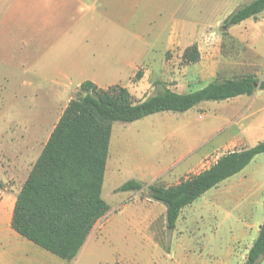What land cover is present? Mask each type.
Here are the masks:
<instances>
[{
    "label": "rangeland",
    "instance_id": "obj_1",
    "mask_svg": "<svg viewBox=\"0 0 264 264\" xmlns=\"http://www.w3.org/2000/svg\"><path fill=\"white\" fill-rule=\"evenodd\" d=\"M149 2L151 11L147 18L149 16L155 22L153 16L161 9H166L162 6L166 3L165 0ZM16 3L17 0H0V16L1 7L9 8ZM178 4L175 15L186 13L191 0H180ZM166 10L167 13L160 15H167L165 19H168L171 16L168 13L171 12ZM193 15L196 16L194 13ZM223 15L215 14L210 20L206 14H198L200 22L210 20L205 23L207 26L198 29L194 36L186 33L168 47L161 44V40H156L151 51L169 59L170 63V68L163 70L161 75L165 84L177 90L201 86L210 79L208 70L212 66L217 67V78L251 75L259 81L264 80V56L255 52L253 40L260 35L261 28L253 23L224 28ZM15 16L6 18L4 24L0 22V190L13 193L22 185L52 128V124L29 125V117L40 111L41 106L55 107L59 104L62 107L66 97L76 93L61 94L62 99L52 100L51 93L35 95L29 90L19 92L21 78L16 76L20 65L19 36L22 31L29 35L30 27L25 25V21L22 24L17 13ZM21 27L28 30H22ZM186 31L192 33L194 30ZM191 43L197 45L199 59L186 63L181 54ZM139 68L143 72L142 76L136 80L132 77V83H137L143 77L147 66ZM196 72H202V75H194ZM34 80L40 82L42 87H48L44 79ZM134 96H138L136 91ZM207 103L208 107H212L216 102ZM199 114L202 119L197 118ZM211 115L210 109L201 111L193 107L187 113L161 111L134 122H115L114 130L120 134L111 148L115 150L114 159L118 161L117 171L114 170V163L109 161L101 193L109 208L95 223L86 238L87 243L85 241L86 244H83L79 253L70 260L55 256L59 260L54 259V264H241L254 236L250 235L251 232L250 236H245L243 230L246 226L239 225V221L234 222L247 213L240 211L242 206L229 203L224 186L218 185L184 207L171 232L166 230L161 205L148 198L145 187L139 190H118V186L128 179H136L144 184L175 183L207 166L219 153L245 145L244 142H228L211 156L201 158L194 164L193 155H188L182 162L174 163L168 171L156 176H150V173L142 176L136 171L144 162L155 161L154 165L158 167L170 165L182 150L179 146L175 147V141L170 136L159 133L162 131L160 128L168 127L167 124L153 121L150 126L145 119L179 117L201 130L215 122ZM254 137L248 140L250 146L264 138V129L255 130ZM206 143L209 145L211 141ZM184 145L186 146L185 143L183 147ZM109 158L112 159V153ZM260 264H264V260Z\"/></svg>",
    "mask_w": 264,
    "mask_h": 264
},
{
    "label": "crops",
    "instance_id": "obj_2",
    "mask_svg": "<svg viewBox=\"0 0 264 264\" xmlns=\"http://www.w3.org/2000/svg\"><path fill=\"white\" fill-rule=\"evenodd\" d=\"M249 1L251 0H191L186 13L175 15L180 0H165L166 5L162 4V6L171 12L168 13L171 16L165 19L167 15L163 16L160 13L165 14L167 10L161 9L153 16L155 19L153 22L149 16L147 18V14L151 11L149 0H17L12 7H1L0 22L4 24L6 18L10 19L17 13L19 20L22 19V24L25 21V25L30 27L29 35L22 31L19 36L20 65L16 72V76L21 78L18 84L19 92L29 90L35 95L51 93L52 100H60L61 94L77 91L82 82L90 81L100 88L119 84L126 87L138 100L156 93L162 88V84L173 91L184 93L200 89L214 79L239 77L217 78V67L212 66L208 70L210 79L203 85L188 90L172 89L161 80L163 70H167L170 66L169 59L152 52L151 46L157 42L156 40L159 42L161 40V44L168 47L186 33L188 36H194L198 33V29L207 26L205 23L212 20L215 14H224V20L227 15ZM25 3H28L27 7H22ZM202 13L210 18L208 22H200L198 14ZM249 23L261 28L260 35L253 40L256 45L255 52L263 54L261 55L263 57L264 10L258 13L255 19L250 17L231 27ZM188 29L194 31L190 33L186 31ZM159 32H161L160 37ZM145 36L146 40H144ZM142 65L147 66L143 77L137 83H132L131 78ZM201 73L196 72L194 75H202ZM34 78L44 79L48 87H42ZM135 91L138 96H134ZM71 97H66L62 107L59 104L55 107L41 106L40 111L29 117V125L52 124V130ZM208 101H201L193 106L201 111L205 108L210 109L211 117L215 119L214 123L201 130L179 117L145 119L149 121L150 126L153 121L167 124L165 130L157 127L162 130L159 133L170 136L175 141V147L179 146L182 150L170 165L158 167L154 165L155 161L141 163L136 169L139 174L144 176L150 173V176H156L168 171L174 163L182 162L188 155H193L192 164H194L201 158L211 156L214 151L220 150L228 142H244L245 145L242 147L219 153L207 166L199 170L201 171L227 152L250 147L248 140L255 138V130L264 129V89L256 86L252 94H241L225 100L213 101L216 103L212 107H208ZM197 118L202 119V115L199 114ZM115 122L111 127V143H109L111 150L109 151L108 148L105 171L109 161L114 163V170L117 171L118 161L114 159L115 150L111 148L113 141L118 140L120 134L119 131L114 130ZM207 141L211 143L207 145ZM184 143L186 146L183 147ZM178 181L159 185L170 186ZM218 185L227 189L230 204L242 206L240 211L247 213L242 218H236L234 222L239 221V225L246 226L243 227V234L246 236L251 232L250 235L254 236L255 240L259 227L264 221V152L254 156L243 169L206 192ZM18 190L16 189L14 193L0 190V264H54V259H58L55 255L20 236L11 228L10 220ZM152 201L161 205L165 223V206L158 201Z\"/></svg>",
    "mask_w": 264,
    "mask_h": 264
},
{
    "label": "trees",
    "instance_id": "obj_3",
    "mask_svg": "<svg viewBox=\"0 0 264 264\" xmlns=\"http://www.w3.org/2000/svg\"><path fill=\"white\" fill-rule=\"evenodd\" d=\"M262 10L264 0H251L227 15L223 26L229 28L247 18L255 19ZM182 57L186 63L196 62L199 59L196 44L187 46ZM141 76L142 71L138 70L133 79ZM256 86L264 89V80L251 75L214 79L200 89L184 93L162 84L156 93L136 100L119 84L100 88L90 81L82 82L15 196L11 228L58 258L73 259L109 208L101 192L113 122H132L161 111L183 112L201 101L252 94ZM262 152L264 139L221 155L209 167L181 178L174 185L144 184L128 179L118 190L145 187L150 199L165 206V227L170 232L186 205L239 172ZM262 260L264 221L242 264H260Z\"/></svg>",
    "mask_w": 264,
    "mask_h": 264
},
{
    "label": "water",
    "instance_id": "obj_4",
    "mask_svg": "<svg viewBox=\"0 0 264 264\" xmlns=\"http://www.w3.org/2000/svg\"><path fill=\"white\" fill-rule=\"evenodd\" d=\"M86 93H83V95H85Z\"/></svg>",
    "mask_w": 264,
    "mask_h": 264
}]
</instances>
